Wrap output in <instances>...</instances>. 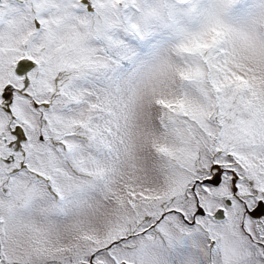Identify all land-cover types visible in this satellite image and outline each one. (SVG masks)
<instances>
[{
    "label": "snow or ice",
    "instance_id": "6c2138e0",
    "mask_svg": "<svg viewBox=\"0 0 264 264\" xmlns=\"http://www.w3.org/2000/svg\"><path fill=\"white\" fill-rule=\"evenodd\" d=\"M0 264H264V0H0Z\"/></svg>",
    "mask_w": 264,
    "mask_h": 264
}]
</instances>
